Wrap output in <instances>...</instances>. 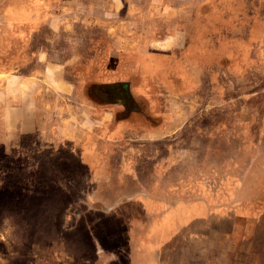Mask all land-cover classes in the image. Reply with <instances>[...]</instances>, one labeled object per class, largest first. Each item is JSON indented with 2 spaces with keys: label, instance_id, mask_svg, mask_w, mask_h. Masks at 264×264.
I'll return each mask as SVG.
<instances>
[{
  "label": "rangeland",
  "instance_id": "obj_1",
  "mask_svg": "<svg viewBox=\"0 0 264 264\" xmlns=\"http://www.w3.org/2000/svg\"><path fill=\"white\" fill-rule=\"evenodd\" d=\"M39 1L0 20V264H264V0Z\"/></svg>",
  "mask_w": 264,
  "mask_h": 264
},
{
  "label": "crops",
  "instance_id": "obj_2",
  "mask_svg": "<svg viewBox=\"0 0 264 264\" xmlns=\"http://www.w3.org/2000/svg\"><path fill=\"white\" fill-rule=\"evenodd\" d=\"M14 1H16L17 7H18V9L15 11L14 15L15 14L18 15V18H20L19 23H21L23 25H25V21H26V18H27L28 15L35 16L34 18H36V15H38V12L35 11L36 10L35 7H37V8L39 7V8L42 9V4H41V2L39 0H24V1L23 0H7V1H3V3L7 7V6H10V5L14 4ZM3 3L0 5V20L2 22V25H5L4 29H6V27L9 25V23H11V22H9V19H10V17L12 15L9 16L10 15L9 14V11L7 13V12H5L6 10L5 11L3 10V8L5 7V6L3 7ZM46 3H48V2H46ZM18 4H19V6H18ZM51 4H49V5L51 6ZM32 6H34V7H32ZM47 6H48L47 4L44 5V7H47ZM32 9L34 10L35 13L33 12ZM41 16L43 17L45 15H43L41 13ZM174 24L175 23H173V25ZM183 27H184V24H181L180 30H183ZM24 31H25V28L22 31L21 28L19 27L18 28V32L19 33L16 34L17 35V38H13V39H16V40L21 39L22 40V38H23V41L26 40L27 37L25 36L26 33ZM171 32H173V31H171ZM172 35H169L165 39H169L170 40V38H172V39L173 38H177V39L181 40L182 41V44H180V45H183V48H182L183 49V53H184V51L187 50V53L191 54L190 53L191 48H193V50H195V51L196 50H199V53L198 54L201 53V49L202 48L195 42V41L199 40V37L201 36V34H199V31H195V34L194 35H188V34L183 33L181 31L173 32ZM5 37H8L9 38V33H6V35L5 34H2V36L0 37V39H3ZM189 39H193V43H189V41H190ZM169 40H168V42H169ZM185 40H187V41L189 40V41L188 42H185V44H183V41H185ZM19 47H18V50L19 51L17 53V55L19 57H21V56L25 57L27 54L30 55V56L31 55L32 56H36L37 55V53H35L33 51L32 52H29V51L27 52L28 49L25 48V45L19 46ZM8 52L9 53H12L11 51H8ZM2 55H3V53H2ZM194 60L196 61L195 58H194ZM21 64L24 65L25 63L19 62L18 67H21ZM193 65H194V67H193L194 69H191V70L195 71L196 64H193ZM185 70H187L186 67L185 68H183V67L180 68V71L185 72ZM196 80H197V76L192 75L190 78H186V74H184L182 76V80H181L182 82L179 84V86H177V85L176 86L179 87V88L180 87H183L184 88L185 86H194L195 83H196ZM167 85L169 87L170 86L171 87H175V85H174L173 82H167ZM168 86H166V87H168ZM166 100H167V102L172 101V99L170 97H167ZM35 103H36V101L34 102V104ZM146 105H147V103H146ZM34 108L35 109L33 111V114H36L37 112L35 111L36 110V106L35 105H34ZM22 111H24V112H22ZM142 112H145L146 115L145 116H142L144 118L141 117V119L146 120V122H150L151 119H149L146 110L145 111L143 110ZM17 114H18L17 115L18 116L17 117L18 120H22V119L23 120L24 119L25 120L26 119L27 120H30L32 118L30 116L27 118V115L25 113V108H23V109L18 108V113ZM13 117H14V113L12 112V110L8 106L6 113L5 114H2V117H1V119L4 120L3 121L4 122V125L6 127L8 126V131H12V129L10 128V123H11V121H13ZM157 118H155L154 121H151V122H153V124L152 123L151 124L148 123V125H152L151 127H153V126L156 127L157 125L159 126L160 125V120L157 119ZM126 120H128V119H126ZM35 125H37V123H35ZM38 126H39V124H38ZM24 132H26V131L24 130ZM30 132H31V130H30ZM168 133L170 134L169 131H168ZM146 136L149 137V135H146ZM101 154H99L98 157H101ZM101 159H102V157H101ZM100 162H101V160L98 161V163H100ZM89 198L91 199V197H89ZM201 208H203V205L200 207V212L201 213H204V214H209L210 213L209 212V209H208L209 207L208 208H205V211L202 210ZM156 237L157 236L155 235V236L152 237V239H155ZM130 243H131V245H129V247H130V254L127 257L129 261H126L127 263H125V264H188V263H185L186 262V261H184L185 259H170V258H173L172 256L177 253V250L174 247H172V245H170V244L166 248V250H164V251H162V249L164 248V244L161 245V246H159V245L154 246V252H153V254H151V252L153 250L152 249L151 250H148V249L153 248V246L152 245H149V243H148L147 240L143 239L142 241H140V240H138V238L136 239V236H135L133 240L131 238V242ZM96 257H97L96 253H95L94 257H90L89 254H85V257L83 256L82 259H88V261L85 264H97L96 263L97 262L96 261V259H97ZM91 259H94V261H91ZM189 260H192V259H189Z\"/></svg>",
  "mask_w": 264,
  "mask_h": 264
}]
</instances>
